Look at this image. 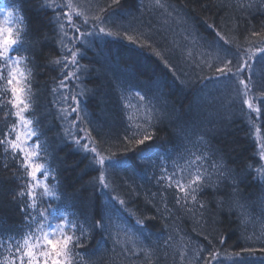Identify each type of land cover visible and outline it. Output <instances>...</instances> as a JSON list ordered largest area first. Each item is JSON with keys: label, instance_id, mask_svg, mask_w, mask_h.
Returning a JSON list of instances; mask_svg holds the SVG:
<instances>
[{"label": "trees", "instance_id": "16d2710c", "mask_svg": "<svg viewBox=\"0 0 264 264\" xmlns=\"http://www.w3.org/2000/svg\"><path fill=\"white\" fill-rule=\"evenodd\" d=\"M1 2L24 18L32 37H39L34 50L25 53L33 61L28 65L32 74L27 116L36 130L28 143H40V154L33 160L50 169L45 183L59 197L43 198L50 219L63 223L59 218L69 213V219L75 215L88 229L89 238L75 250L82 260L73 257L72 264H264V252L259 251L264 247V181L257 178L264 175V53L251 62L253 99L261 107L258 120L253 113L248 121L237 84L216 82L214 70L219 51L247 49L264 39L252 35L264 34V0H120L118 5L113 0H72L75 11L89 17V24L83 25V18L73 15L81 31L90 29L92 17L99 15L105 21L101 26L114 35L89 37L91 46L75 44L81 52L77 61L86 70L76 73L79 80L68 79L66 88L59 87L65 70L51 61L70 56L60 40L73 47L74 30L65 24L69 35L61 37L53 10L41 8L44 0ZM55 13L62 16L63 10L56 8ZM125 35L137 43L120 38ZM66 71L73 66L68 64ZM81 89L82 121L73 125L76 113L65 118L62 109L71 111V97ZM10 99L6 82L0 83V140L20 134L23 141ZM146 132L153 139L136 144ZM76 139L105 157L108 189L97 183L101 165L94 163V153ZM220 156L240 180L237 191L230 179L217 182L213 174ZM110 159L127 164L112 169ZM161 165L172 176L170 186L160 179ZM197 168L207 170L217 187L197 193L196 204L190 199L187 205L178 203L184 193L177 190L176 179L186 182ZM24 172L11 148L0 144V264L14 258L19 264L16 245L8 237L20 238L26 231L16 196ZM41 191L36 189L38 207ZM96 221L106 223L111 235L93 228ZM244 247L257 251L249 254Z\"/></svg>", "mask_w": 264, "mask_h": 264}, {"label": "snow or ice", "instance_id": "6c2138e0", "mask_svg": "<svg viewBox=\"0 0 264 264\" xmlns=\"http://www.w3.org/2000/svg\"><path fill=\"white\" fill-rule=\"evenodd\" d=\"M114 4H119L120 0H113ZM252 5H246V7H251ZM75 5L72 0H67L66 3H56V0H52V3H48V0H44L41 8L44 10L52 9L53 14L56 16L55 23L58 27L59 34L61 37H67L68 32H65V24L69 28L74 30V36L71 40L73 47H66L63 38L60 40V45L65 48L66 53L70 54L63 55L62 59L51 61V63L61 65L65 70L62 71V79L60 81L59 87L66 88V81L68 79L79 80V76L76 75L81 68L86 66L80 65L77 61V56L81 55L80 49L75 48V44L79 43L82 47L91 46L92 41L89 37H95L97 35L103 34L105 36L112 37L114 33L112 31H106L105 27L101 26L105 21L101 20L99 15L92 17L93 22L91 23L90 29L85 28L81 31V26L78 23L73 22V15L82 17V24H89V17L83 12H76ZM60 8L63 10V15L60 16L55 13V9ZM0 12L6 14L7 18H10L9 25L5 27L3 23H0V83H5L8 91L11 94V99L9 103L13 109H15V116L17 120L23 123L25 126L29 127L32 124V120L25 118L22 114L26 111L31 104V100L27 97L31 95V81L30 76L32 74V68L28 67L29 64L33 63L30 56L25 55V53L34 50V43L39 42V37H32L30 35V30L27 25L24 24V18L22 16L13 17L12 11L7 8L0 10ZM51 22V21H50ZM13 24L17 25L13 27ZM219 35V34H217ZM253 36L264 35L262 33L253 32ZM120 38H126L130 43L136 44L137 40L133 38L132 35L121 36ZM147 40V37H144ZM221 40L227 44L229 43L223 36H220ZM141 47L151 48V44L140 45ZM255 48V51H253ZM222 53V54H221ZM264 53V39H262L258 46L251 45L247 49H241L237 47L235 52H230L229 50H221L217 53L216 59L219 63L215 66V72L217 73L216 82L221 80L233 81L237 84L236 91L241 94L242 104L246 107L247 113L245 115L248 117V121L251 122L253 113L256 114V119H259L261 113V107L254 102L255 93L252 92V88L255 86L252 80V61L256 56ZM159 55V53H157ZM260 62L264 65V56H260ZM71 64L73 66V71L67 72V66ZM23 66V67H21ZM212 67V65H209ZM84 90L81 89L77 95L71 97L72 104L69 105L71 111L62 109L65 111V118L71 115V113H76L75 118L71 121L73 125L77 124L78 121H82L80 108L81 100L78 96H83ZM143 100V96L140 97ZM15 127V125H13ZM80 132H85L86 128H79ZM69 134L71 135V129H69ZM36 135V130L31 129L24 134V139L22 141L21 135L16 134L14 139H8L5 137L0 140V144L10 147L12 150V158L21 161V166L24 168L25 182L22 190L16 193L19 198L18 207L26 220V231L21 234L20 238L8 237L11 243H15L16 252L19 259V264H25V257H27V264H72L73 257H81L82 254L75 251L77 248L83 247L85 240L89 238L88 229L84 227V223L80 222L75 215L69 219V213H64L59 219L63 220V223L57 222V220L50 219L51 212L44 207L43 198L49 197L50 199H59L58 195L50 190V187L45 181L48 179L50 169L45 168L43 163H37L33 160L34 156L40 154L41 145L38 141L31 144L28 140ZM90 136V132L88 133ZM126 139H131L126 137ZM153 139V134L144 133L142 137L135 140L138 145H145L146 141H151ZM203 141V137H201ZM207 144V141H203ZM75 143L81 148L94 153L93 161L96 164L101 165L100 176L97 183L102 189H108L109 185L105 183L104 171H106L102 166L104 165L105 157L97 151L95 147L88 148V144H80V140L76 139ZM261 152H264V144L260 145ZM19 153L17 156L16 153ZM127 164L124 160H109V168L115 169L117 167H123ZM6 167V165H5ZM164 174L161 175L160 179L165 180L169 186L172 183V176L167 175L168 170L161 165ZM214 172L213 174L217 178V182L223 177L228 178L232 182V187L234 191L238 190L239 178L231 172L230 169L226 168L223 160V156L214 162L213 164ZM207 170H205L206 172ZM201 172L199 168L196 170L194 176H190L186 182H182L183 178H178L175 181V186L179 192L184 193L182 197L177 198L178 203H184L187 205L189 199L193 204L197 203V193L203 191L205 188L217 187L216 183H213L210 178ZM258 179L264 181V175H258ZM42 189L39 193V198L41 199V204L38 207L37 200L38 195L36 189ZM120 205H124V200H119ZM238 207H243L237 201ZM199 208H203V202H199ZM192 211V209H188ZM101 219H105L102 217ZM107 219H111L108 217ZM137 223H140L137 220ZM93 228H98L102 232H109L108 225L101 224L100 221H96ZM129 236L130 242L133 243V247L136 246L135 241L131 239V233L127 234ZM22 239V243H21ZM222 238L221 243H223ZM3 238H0V243H3ZM114 243H120L119 239H115ZM23 249V251H21ZM11 253V247L8 249ZM244 252L252 254L257 251L253 247H244ZM259 251L264 252V247H261ZM43 258V260H41ZM7 264H15V258L8 260Z\"/></svg>", "mask_w": 264, "mask_h": 264}, {"label": "rangeland", "instance_id": "374dc122", "mask_svg": "<svg viewBox=\"0 0 264 264\" xmlns=\"http://www.w3.org/2000/svg\"><path fill=\"white\" fill-rule=\"evenodd\" d=\"M3 4V5H2ZM5 4L3 3V2H1L0 3V10H3V9H5V8H7V7H5L4 6ZM8 9V8H7ZM9 10V9H8ZM13 13V17H19L17 14H16V12H12ZM9 22H10V18H7V16H6V14H4V13H2V12H0V23H3V25L5 26V27H7L8 25H9ZM17 25H15V24H13V27H16ZM22 67V66H21ZM28 98V97H27ZM27 111H28V109L26 110V111H24L22 114L25 116V118H28V116H27ZM19 125H20V129H21V132H22V137H23V139H24V134L27 132V131H29V130H31V129H34L33 128V126H32V124H31V126H30V128L29 127H27V126H25L23 123H21V122H19ZM33 137V136H32ZM32 137L28 140V142L30 143V141H31V139H32ZM41 260H43V258H41Z\"/></svg>", "mask_w": 264, "mask_h": 264}]
</instances>
